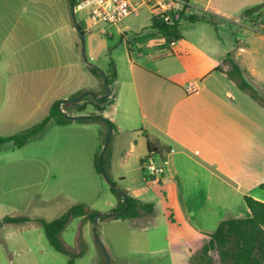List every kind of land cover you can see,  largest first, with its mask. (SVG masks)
<instances>
[{
	"label": "rangeland",
	"instance_id": "1",
	"mask_svg": "<svg viewBox=\"0 0 264 264\" xmlns=\"http://www.w3.org/2000/svg\"><path fill=\"white\" fill-rule=\"evenodd\" d=\"M59 1L0 0V45L3 42L0 137L11 136L39 123L46 116L51 100H66L71 92L80 88L84 89L79 91L92 92V79L81 54L82 47L86 59L105 74L110 62L120 64L124 60L125 42L132 41L133 31L149 24L150 13L142 9L138 16L128 17L117 26L99 25L87 32L85 13L75 11L84 40L80 42L75 31L64 29L63 46L57 48L59 56L54 61L48 53L49 39L43 38L46 26L59 25L60 11L64 28L68 23L73 26L67 0H61V7ZM191 1L196 6L203 4L200 9L207 6V11L197 10L196 14L215 18L218 31L207 23H185L187 16H184L179 26L183 38L171 48L173 52L183 55L184 41L199 42L207 49L217 50V35L225 45L245 47L239 64L254 72L252 79L245 80L264 97V9L251 16L243 15L244 10L264 0ZM207 1L209 6L204 7ZM210 8L214 14L218 15L219 11V16H226L228 20L212 16L208 13ZM11 23L30 27L25 39L12 45L5 38ZM126 26L125 41L117 29ZM101 28L103 32L99 31ZM36 38L38 43L35 44ZM74 42L78 50L72 48ZM35 46L46 47L47 54L35 63L33 75L28 76L26 58ZM234 55L232 50L224 62L229 63ZM135 56L132 57L136 59ZM110 96L111 92L108 98ZM73 113L76 115L75 110ZM103 131L100 123L74 122L66 126L49 123L45 133L19 149L11 144L0 147V218L26 216L50 221L76 203H83L97 213H110L116 206V198L94 166L95 154L100 153L99 148L103 146ZM127 136L139 144L144 138L139 130ZM126 145L127 140L123 143L113 132L104 155L108 162L112 157L118 162L119 177H122V152ZM106 173L119 191L124 190L122 182L112 178L109 166ZM127 177L133 179L132 185L140 191L139 199L154 205V215L137 220L99 219L97 238L92 222L73 219L62 231L61 240L71 252H78L81 242L84 243L85 254L74 264H106L107 261L109 264H187L190 255L199 253L203 235L184 221L176 189L165 182L148 185L142 181L140 173L133 172ZM142 187L145 190H140ZM173 219L177 220L175 224ZM209 256L213 264H219L216 251H210ZM68 260L48 245L42 228L36 223L4 225L0 229V264H68Z\"/></svg>",
	"mask_w": 264,
	"mask_h": 264
},
{
	"label": "crops",
	"instance_id": "2",
	"mask_svg": "<svg viewBox=\"0 0 264 264\" xmlns=\"http://www.w3.org/2000/svg\"><path fill=\"white\" fill-rule=\"evenodd\" d=\"M59 3L61 7V0ZM67 3L71 14L68 0ZM206 4L209 6V1L204 7ZM208 13L228 20L226 16H219V11L216 12L218 15L214 14L211 8ZM151 17L150 14L147 26L133 31L132 41H126L124 37L127 26L117 29L121 39L126 41V55L120 64L112 62L116 75L109 86L113 104L102 112L87 105L73 116L101 114L112 122L117 139L122 138L123 143L127 140L122 152V177L116 171L118 162H114L113 157L108 162L112 178L119 179L125 186L124 191L144 203L148 202L139 199L140 191L127 175L140 173L142 181L148 185L165 182L174 187L184 221L203 235L204 242L221 221L250 217L245 196L264 203V190L259 189L264 183V104L240 91L224 74L230 68V61H234L244 79L254 77L253 71L239 64L245 47L225 45L217 35V50L207 49L199 42L184 41L183 55H176L171 48L183 37L167 45L162 36L150 29ZM218 28L219 25L216 32ZM64 29L75 31L69 23L64 28L60 11L59 25L46 26L43 37L49 39L48 53L54 61L59 56L57 48L63 46ZM29 32L30 27L11 23L5 38L12 45L24 40ZM35 40L34 43H38V38ZM76 44L72 43V48L78 50ZM2 45L3 42L0 53L3 52ZM232 50L234 57L225 63L226 55ZM46 54V47L35 46L31 50L26 58L28 76L33 75L35 63ZM87 71L92 79V92L99 93L101 82ZM188 84L195 85L196 91L187 93ZM136 130L144 137L140 144L127 136ZM148 145L154 152L156 164L163 168L161 176L152 181L144 179L140 164L147 155ZM175 222L177 220L173 219V224Z\"/></svg>",
	"mask_w": 264,
	"mask_h": 264
},
{
	"label": "trees",
	"instance_id": "3",
	"mask_svg": "<svg viewBox=\"0 0 264 264\" xmlns=\"http://www.w3.org/2000/svg\"><path fill=\"white\" fill-rule=\"evenodd\" d=\"M260 9H264V2L253 8L244 10L243 15L251 16L254 13H258ZM181 20L182 18L179 21L177 20L174 25L168 26L163 24L158 17L152 16L150 20V29L162 36L166 44L169 45L182 38L179 31ZM186 20L191 24L197 22L207 23L212 25L216 30L217 22L215 18L211 16L190 15L187 16ZM78 26L84 34L82 26L80 24H78ZM88 70L100 80L101 89L100 92L96 94L98 96H103L106 92V88L100 71L96 68H88ZM224 74L229 80L234 82L235 86L240 91L245 92L252 99L264 104V98L259 96L253 87L244 79L241 69L233 61H230V68ZM104 75L106 77V82L110 86L116 77L112 62L109 63L108 69ZM87 92L88 91H78L69 97L71 99L82 97L80 102L62 103L60 107L58 106V101L53 102L47 115L39 123L11 136L0 137V147L4 144H11L13 148L19 149L42 135L49 123H53L56 126H66L73 123V121L67 117L73 116V110H75L76 113H81L87 105H91L95 110L102 112L105 107L114 102L112 94L110 98L96 100L92 96L85 95ZM92 115L94 114L89 116ZM74 122L78 124H102L104 127L102 145L105 141L108 129L111 128L113 132L115 131L114 124L101 114H97L96 117H81ZM100 149L101 147L99 151ZM153 153L154 152H152V149L148 145L146 157ZM98 155L99 152L95 154L94 166L96 172L101 174L98 166ZM104 155L103 166L105 171H107L108 161L107 158H104ZM146 157L140 160L141 167ZM142 173L144 179H150L151 181L155 179L153 176H146L143 170ZM259 189L264 190V183L259 185ZM110 191L116 198V206L110 211L111 219L130 220L141 216H153L154 207L152 203L141 202L131 197L124 190L115 192L110 189ZM244 203L250 211V217L238 219L231 218L221 221L216 229L207 235V240L200 246L199 253L190 256L188 264H213V260L209 256V252L213 250L217 253L219 264H264V203L249 196L244 197ZM96 214L97 212L90 210L87 205L76 203L59 217L50 221L41 218L31 219L26 216H4L0 218V229L4 225L36 223L42 228L48 245L55 252L67 256L69 258L68 264H74L76 259L84 256L85 245L81 242L80 250L78 252H71L61 240V233L73 219L80 218L82 222H92Z\"/></svg>",
	"mask_w": 264,
	"mask_h": 264
},
{
	"label": "built area",
	"instance_id": "4",
	"mask_svg": "<svg viewBox=\"0 0 264 264\" xmlns=\"http://www.w3.org/2000/svg\"><path fill=\"white\" fill-rule=\"evenodd\" d=\"M142 9H147L168 26L174 25L184 16L196 15L197 10L207 11L194 5L191 0H74V10L86 15L84 29L87 32L99 25L117 26L128 17L138 16ZM99 31L103 32V28ZM185 90L193 93L196 86L188 84ZM142 170L146 176L160 177L163 173L162 166L156 164L153 154L145 158Z\"/></svg>",
	"mask_w": 264,
	"mask_h": 264
},
{
	"label": "water",
	"instance_id": "5",
	"mask_svg": "<svg viewBox=\"0 0 264 264\" xmlns=\"http://www.w3.org/2000/svg\"><path fill=\"white\" fill-rule=\"evenodd\" d=\"M69 2H70V9H71V16H72V22H73L74 30L78 34V36L80 38V42H83V40H84L83 33L80 30V28L78 26V23L76 21V18H75L74 0H69ZM81 54H82V57H83V60H84L85 64L89 68H96L93 64H91L86 59V57L84 55V49H83V47L81 48ZM100 74L102 75V78L104 80V84H105V88H106L105 94L103 96H98L97 94H95L93 92H87L85 94V95H89V96L94 97L96 100H104V99L108 98L109 97V94H110V88H109L108 83L106 82V77H105V75L102 72H100ZM81 100H82V97L76 98V99L68 98L66 100H63V101L58 102V106L60 107L62 103L80 102ZM67 117H69L71 119V121H76L79 118L85 117V116H67ZM86 117H96V115L86 116ZM112 132H113L112 129L109 128L108 129V132H107V135H106V138H105V141H104V144H103V146H102V148L100 150L99 156H98V166L100 168L101 175H102V178H103L105 184L110 189L114 190L115 192H119V190L110 182L109 176L106 173V171L104 169V166H103V155H104V153H105V151H106V149L108 147V144H109V141H110ZM110 217H111V214L110 213H108V214L97 213L94 216L93 221H92V225H93V233H94L95 238H97V236H96V229H97L98 220L99 219H102V218H110ZM106 264H109V262L107 261Z\"/></svg>",
	"mask_w": 264,
	"mask_h": 264
}]
</instances>
